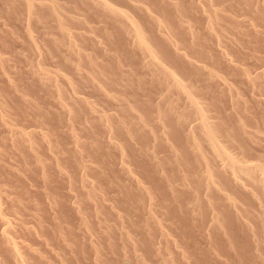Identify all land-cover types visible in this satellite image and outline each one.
<instances>
[{"label": "rangeland", "instance_id": "374dc122", "mask_svg": "<svg viewBox=\"0 0 264 264\" xmlns=\"http://www.w3.org/2000/svg\"><path fill=\"white\" fill-rule=\"evenodd\" d=\"M0 264H264V0H0Z\"/></svg>", "mask_w": 264, "mask_h": 264}, {"label": "bare ground", "instance_id": "6f19581e", "mask_svg": "<svg viewBox=\"0 0 264 264\" xmlns=\"http://www.w3.org/2000/svg\"><path fill=\"white\" fill-rule=\"evenodd\" d=\"M138 38L142 41V43H143L142 46L144 45L143 47H146L145 41L143 40V37H142L140 34H139ZM149 52H150V50H149ZM150 53H151V52H150ZM152 55H153V54H152ZM203 122H204V121H203ZM210 137H212V136L210 135Z\"/></svg>", "mask_w": 264, "mask_h": 264}]
</instances>
